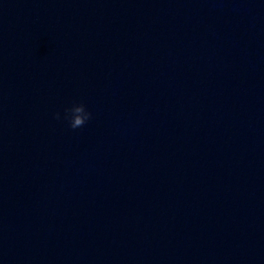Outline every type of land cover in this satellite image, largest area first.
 <instances>
[{"label":"water","instance_id":"water-1","mask_svg":"<svg viewBox=\"0 0 264 264\" xmlns=\"http://www.w3.org/2000/svg\"><path fill=\"white\" fill-rule=\"evenodd\" d=\"M0 264H264V0H0Z\"/></svg>","mask_w":264,"mask_h":264},{"label":"clouds","instance_id":"clouds-1","mask_svg":"<svg viewBox=\"0 0 264 264\" xmlns=\"http://www.w3.org/2000/svg\"><path fill=\"white\" fill-rule=\"evenodd\" d=\"M92 115L84 103L72 102L70 107L63 109L62 114L56 112L54 119L63 121L68 128L75 130L86 125L92 119Z\"/></svg>","mask_w":264,"mask_h":264}]
</instances>
